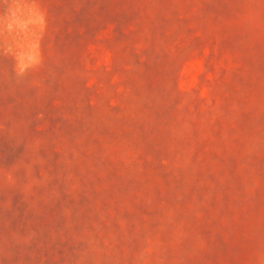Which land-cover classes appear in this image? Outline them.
I'll return each mask as SVG.
<instances>
[{
  "label": "rangeland",
  "instance_id": "374dc122",
  "mask_svg": "<svg viewBox=\"0 0 264 264\" xmlns=\"http://www.w3.org/2000/svg\"><path fill=\"white\" fill-rule=\"evenodd\" d=\"M0 264H264V0H0Z\"/></svg>",
  "mask_w": 264,
  "mask_h": 264
}]
</instances>
